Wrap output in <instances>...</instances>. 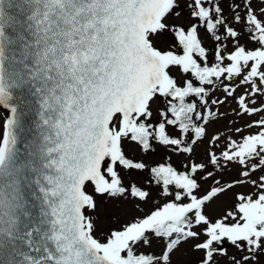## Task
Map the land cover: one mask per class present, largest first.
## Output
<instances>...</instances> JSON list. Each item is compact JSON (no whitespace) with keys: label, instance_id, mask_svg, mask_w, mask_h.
Returning a JSON list of instances; mask_svg holds the SVG:
<instances>
[{"label":"snow or ice","instance_id":"snow-or-ice-1","mask_svg":"<svg viewBox=\"0 0 264 264\" xmlns=\"http://www.w3.org/2000/svg\"><path fill=\"white\" fill-rule=\"evenodd\" d=\"M189 249L264 264V0H0V264Z\"/></svg>","mask_w":264,"mask_h":264},{"label":"rangeland","instance_id":"rangeland-1","mask_svg":"<svg viewBox=\"0 0 264 264\" xmlns=\"http://www.w3.org/2000/svg\"><path fill=\"white\" fill-rule=\"evenodd\" d=\"M244 119H247V117H245ZM226 123H227L226 120H221L217 122L215 125H213L210 130H216V129L222 130L225 127ZM241 123H243V121H241ZM130 154L133 156H142L146 162L151 163V162L160 160L164 154V150L162 148H157L155 152L144 155V154H141L138 150L132 149ZM180 160L181 158L173 157V162L178 167L180 166ZM132 178L135 179L139 183H144L149 178V174L145 171L142 174H133ZM150 187H151L152 197L154 198L155 201H158L160 199L158 190L154 186H150ZM153 202L154 201H149L148 205H141V207L144 209V211H147L148 208L151 207V204ZM135 214H138V213H136L132 209L131 204H128V205L117 204L116 202H111V201L101 202L97 210V215L99 216L98 227L99 229L106 230L108 227H111L113 225L115 216L123 215L127 217V216L135 215ZM223 247L229 248V245L227 244V242H225ZM198 256H199V253L192 252L189 249L188 256L186 257V259L191 261L192 264H195V261ZM181 259H184V257H181Z\"/></svg>","mask_w":264,"mask_h":264}]
</instances>
